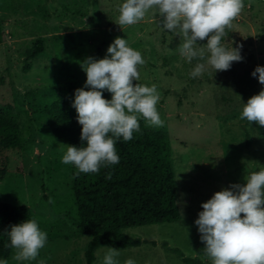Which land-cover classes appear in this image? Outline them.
Segmentation results:
<instances>
[{
  "label": "rangeland",
  "instance_id": "1",
  "mask_svg": "<svg viewBox=\"0 0 264 264\" xmlns=\"http://www.w3.org/2000/svg\"><path fill=\"white\" fill-rule=\"evenodd\" d=\"M122 3L0 0V106L13 105L22 121L23 143L16 149L0 147V168L6 166L0 171V199L27 205L48 234L36 260L16 261L13 250L9 264H87L91 235L78 226L73 165L61 162L68 143L54 136L47 125L50 117L37 107L58 98L63 81L86 83L82 62L104 58L117 37L127 39L146 61L137 83L158 87L164 126H148L167 130L171 139L182 215L172 222L126 227L123 231L141 242L101 246L93 264H103L106 246L121 251L120 264L128 258L136 264H194L183 255L211 264L195 224L202 204L232 184H246L247 175L264 167V127L240 119L248 99L264 90L258 76H252L257 66H264V0H244L243 11L222 41L228 48L242 45L243 60L227 71L209 67L196 78L190 73L198 61L188 63L180 55L181 38L163 28L158 11H150L138 24L119 26ZM38 36L45 37L44 50L25 70L27 51Z\"/></svg>",
  "mask_w": 264,
  "mask_h": 264
},
{
  "label": "clouds",
  "instance_id": "2",
  "mask_svg": "<svg viewBox=\"0 0 264 264\" xmlns=\"http://www.w3.org/2000/svg\"><path fill=\"white\" fill-rule=\"evenodd\" d=\"M244 7V0H123L116 24L132 26L150 11H158L163 28L181 38L180 55L188 63L198 61L190 73L196 78L209 67L215 72L227 71L233 62L243 60L242 45L228 48L222 41ZM205 40L206 44L198 43ZM145 63L141 51L122 37L115 38L104 58L88 57L82 62L87 79L84 87L75 90L72 104L82 126V146H66L61 161L74 165L77 175L99 173L101 167L118 164L117 141L121 137L125 142L132 140L141 131V119L149 126H164L157 108V85L137 83ZM252 76H258L264 85V66H257ZM104 91L112 94L110 100L104 98ZM240 119L264 127V90L248 99ZM106 178L111 179V174ZM245 179L244 185L232 184L215 192L202 204L195 221L211 264H264V167ZM8 235L16 261L36 260L48 241L47 232L35 218L11 226ZM106 248L103 264H120L121 251ZM0 264L9 262L3 259ZM123 264L136 261L128 258Z\"/></svg>",
  "mask_w": 264,
  "mask_h": 264
},
{
  "label": "trees",
  "instance_id": "3",
  "mask_svg": "<svg viewBox=\"0 0 264 264\" xmlns=\"http://www.w3.org/2000/svg\"><path fill=\"white\" fill-rule=\"evenodd\" d=\"M4 27L0 17V44ZM45 37L38 36L27 51L24 69L43 52ZM99 53L103 43L98 45ZM85 72V71H84ZM87 79V75L85 77ZM85 83L68 79L59 85L60 96L37 110L50 117L48 127L56 138L63 137L68 146L81 147L82 126L72 107L75 90ZM89 90V89H85ZM106 99L112 94L103 92ZM141 131L125 142L116 143L118 164L101 167L99 173H80L73 165L72 178L79 213L78 226L91 235L86 246V262L97 260L99 247L113 244L121 247L141 242L123 230L149 223L172 222L181 218L178 190L172 157V143L165 129H151L145 120L139 121ZM22 121L11 103L0 106V147L21 148ZM6 166L0 168L5 172ZM111 174V179L106 178ZM33 219L31 209L24 204L13 205L0 199V260H9L13 253L8 232L11 226ZM186 262L200 264V259L183 255Z\"/></svg>",
  "mask_w": 264,
  "mask_h": 264
}]
</instances>
